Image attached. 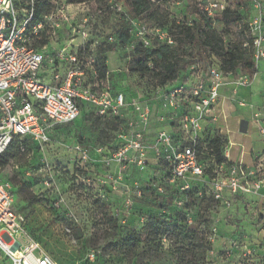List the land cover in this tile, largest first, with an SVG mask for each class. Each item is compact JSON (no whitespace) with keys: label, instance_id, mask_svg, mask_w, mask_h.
<instances>
[{"label":"rangeland","instance_id":"374dc122","mask_svg":"<svg viewBox=\"0 0 264 264\" xmlns=\"http://www.w3.org/2000/svg\"><path fill=\"white\" fill-rule=\"evenodd\" d=\"M50 2L66 12L77 8L72 0ZM164 3L170 15L190 21L187 0ZM114 4L122 12L111 8ZM114 4L90 0L78 8L83 15L86 10L93 15L88 23L87 45L95 43L97 47L104 43L115 47L105 54V65L111 93H122L127 102L117 117L127 122L133 115L131 101L153 103L155 91L146 79L127 71L139 39L131 35L127 45H118L115 33L119 15H131L123 3ZM215 27L221 29L217 23ZM71 35L64 29L55 35L46 33L47 51L70 44L75 48L80 39ZM200 67V73L206 71ZM210 68L216 69L217 64L212 62ZM178 81L169 87L181 82ZM250 88L252 106L240 108L227 99L219 102L216 121L206 131L219 133L227 140L214 149L215 165L220 164L227 149L233 161L237 162L241 153L246 159L258 154L257 161H263H255V165L264 164V143L251 121L256 112L264 115V58L250 78ZM97 117L93 107H85L77 121L51 130L48 142L29 141L25 155L10 158L0 168V183L10 185L13 208L24 219L19 251L34 242L39 246L36 254L46 253L56 264H264V208L258 200L234 197L230 207H222L203 198L204 194L176 193L178 184L166 182L163 165L150 160L145 170L131 168L121 175L116 169L110 172L102 166V158L112 151L108 144L101 145L117 133L119 125ZM240 118L248 122L246 134L238 132ZM155 130L157 125L150 128V137ZM76 147L86 151L91 159L88 163L79 160ZM98 147L104 149V154L96 153ZM108 175L117 180L115 185L109 184ZM28 197L35 201L27 200ZM127 198L131 203L126 205ZM116 217L120 222L114 226L110 219ZM165 229L168 232L164 233ZM153 235L161 240L151 243ZM125 238L133 239L131 248L121 243ZM198 239H203V243L199 244ZM135 240L139 241L136 245ZM0 264H8L1 253Z\"/></svg>","mask_w":264,"mask_h":264},{"label":"built area","instance_id":"2783aa9c","mask_svg":"<svg viewBox=\"0 0 264 264\" xmlns=\"http://www.w3.org/2000/svg\"><path fill=\"white\" fill-rule=\"evenodd\" d=\"M37 2L25 0L20 7L15 0H0V157L15 138L39 144L48 142L51 130L78 119L82 104L93 107L100 117H117L127 104L122 93H111L108 73L101 78L94 67L95 43L85 42L93 15L88 10L83 15L78 8L81 3L76 4V11L66 12L50 2V12L37 19ZM250 2L254 13L248 27L253 36L254 62L258 65L264 58V0ZM224 7L225 3L214 0L204 11L213 16ZM111 8L121 11L115 4ZM120 15L130 37L139 39L138 44L143 47H152V41L172 44L167 32L157 25L137 21L124 13ZM61 29L80 39L75 48L70 44L47 51L45 45L38 46L44 34L55 35ZM171 84L156 89L153 103L131 101L133 115L115 134L113 148L109 149L112 153L104 155L102 166L113 173L116 169L121 175L131 168L145 170L149 160L155 164L161 162L165 164L164 180L170 185L178 184L179 192L200 185V190L222 207H230L234 197L259 196L264 188L262 164L248 166L241 161L232 162L227 149L224 157L231 165L216 164L209 177L197 153L207 129L211 130L216 121L221 99L230 100L240 108L251 106L239 95L240 89L250 88V78L225 75L218 68H210L195 84L182 82L169 87ZM251 121L264 143L263 116L256 112ZM154 125L157 130L150 137ZM75 150L82 163L91 160L86 151L79 147ZM103 150L98 147L96 153L102 155ZM200 153L209 154L208 143L201 145ZM107 177L109 184H116L113 175ZM129 200L124 203H131ZM24 231V219L13 208L10 185L0 183L3 259L8 264H56L46 253L36 254L39 246L34 242L19 251L18 238Z\"/></svg>","mask_w":264,"mask_h":264},{"label":"trees","instance_id":"16d2710c","mask_svg":"<svg viewBox=\"0 0 264 264\" xmlns=\"http://www.w3.org/2000/svg\"><path fill=\"white\" fill-rule=\"evenodd\" d=\"M17 1L18 0H15L18 6L22 7L24 5L25 0ZM87 1L90 0H72L73 3H83ZM101 1L123 3L128 9L131 18L140 22L157 25L167 32L172 41L171 45L159 44L152 41V47L147 48L138 44L133 49L132 56L127 63V71L130 74L146 79V83L152 88L153 92L173 82L178 83V80H181L180 83L183 82L184 84L187 82L188 84H195L200 75L202 76L208 73L212 62L217 64V68L221 73L225 75L231 74L236 77L246 76L251 78L255 72L256 66H258L254 62V50L252 48L253 36L248 27L252 10L250 0H225L224 9L220 13H215L213 16H208L204 11V8L210 1L187 0L186 9L190 21L180 20L170 15L169 9L164 5V0ZM51 9L52 7L49 4V0H38L35 9V17L38 19L41 15L50 12ZM216 14L219 15L215 16ZM118 20L119 27L115 33L116 40L119 46L124 47L127 45L130 35L127 31L124 17L120 15ZM216 23L221 26L220 30L215 27ZM46 41V35L44 34L38 46L43 47L46 45ZM244 44H247V46L244 47ZM114 48V46L104 43L95 47L94 67L99 71V76L101 78H104L105 74L108 73L105 65V54L112 52ZM200 66L205 67L206 71L200 73V71H202ZM87 106L90 105L82 104L80 106L79 117ZM97 119H108L110 124L114 126L119 125V128L115 132H118L126 123L125 119L112 116H98ZM101 135L104 137L103 133ZM114 138L115 133L112 137L107 139L105 143H102L101 146L108 144L107 147L112 149ZM226 141L225 137L219 133L208 131L205 133L203 142L198 145L197 153L199 155V160L205 164L207 176H212V171L215 166L212 158L214 149H216L221 142L226 143ZM28 143V139L15 138L6 153L0 157V168H4L9 163L10 158L17 156L22 157L25 155ZM203 143H208L209 154L200 153ZM219 163L228 167L232 162L227 161L223 154L222 160H220ZM157 165H163L165 168V164L161 162ZM27 178L28 177H25L26 180H28ZM175 190L176 193H180L177 187ZM183 193L187 195L201 193V195L204 194V196L202 195L203 198L217 203L210 195L204 190H200L198 187H194L192 190ZM27 200L32 202L35 201V199L29 197ZM110 222H113L114 226H116L120 220L116 217L115 219H110ZM174 230H176V228ZM166 232H168L167 229H165L164 233ZM180 238L185 239L187 236L184 235L182 237L180 235ZM156 240H161V238L157 239L154 235L150 237L151 243ZM132 242L133 239L131 238H125L124 241L121 240V243L129 248H131ZM197 242L202 244L203 239H198ZM138 243L139 241L135 240V245ZM192 243L193 241L191 244ZM186 250L187 249L184 251Z\"/></svg>","mask_w":264,"mask_h":264},{"label":"crops","instance_id":"0c3cea01","mask_svg":"<svg viewBox=\"0 0 264 264\" xmlns=\"http://www.w3.org/2000/svg\"><path fill=\"white\" fill-rule=\"evenodd\" d=\"M239 95L242 96V97H244V98H246V101L252 106L251 98L253 99V95L251 93V88H248V89H240L239 90ZM262 97H263L262 99H263V102H264V93L262 94ZM263 118H264V115H263ZM239 120L241 121V118ZM243 120H245V119H243ZM247 131H248V125H247ZM227 139H228V137H227ZM232 143H234V142H232ZM262 143H263V141H262ZM244 156H245V154L241 153V157H239V159L237 160V162L238 161H241L245 165H248V166H251L252 164L254 165L255 164V161H257V158H258V154H254L253 156H248L249 159L248 158L246 159V157H244ZM229 157H230V155H229ZM231 161L232 162H236V161H233V160H231ZM262 161H263L262 159H259L257 162H262ZM262 166L264 167V164H262ZM245 198H247V197H245ZM248 198H253V200H255V201L258 200L260 202L261 207L264 208V188L260 190L259 196H256V197H248ZM262 216H264V210H263Z\"/></svg>","mask_w":264,"mask_h":264},{"label":"water","instance_id":"95a60500","mask_svg":"<svg viewBox=\"0 0 264 264\" xmlns=\"http://www.w3.org/2000/svg\"><path fill=\"white\" fill-rule=\"evenodd\" d=\"M247 121L245 120H241L240 123H239V126H238V132L240 134H246L247 133Z\"/></svg>","mask_w":264,"mask_h":264}]
</instances>
